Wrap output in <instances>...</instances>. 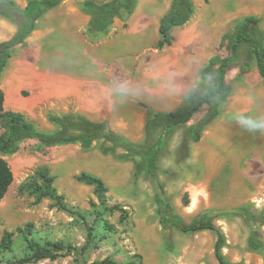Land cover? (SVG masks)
Listing matches in <instances>:
<instances>
[{
    "label": "rangeland",
    "instance_id": "1",
    "mask_svg": "<svg viewBox=\"0 0 264 264\" xmlns=\"http://www.w3.org/2000/svg\"><path fill=\"white\" fill-rule=\"evenodd\" d=\"M15 1L24 8L29 1L42 5L47 0ZM84 1L61 0L41 10L36 28L11 50L1 75L5 107L23 113L37 130L55 132L51 116L81 114L142 143L149 113L174 109L190 93H203L207 81L201 79L200 67L215 54L230 55L228 39L221 47L203 45L206 51L197 66V34L229 33L247 15L259 17L264 29V0H192V17L172 29L170 45L157 48L159 19L171 0H137L129 17L96 33L89 30ZM243 63L249 67L245 73ZM226 78L231 94L197 142L177 127L160 149L127 158L124 150L103 140L50 146L35 138L20 140L15 152L1 154L14 178L0 200V236L31 223L40 242L62 241L77 249L26 264H90L105 257L135 264H220L214 231L182 232L176 226L212 219L223 232L222 252L229 261L264 264V223L258 220L264 217V131L249 130L238 119L264 120V84L249 47L242 49ZM176 91L179 97L173 101L158 95ZM160 136L157 132L153 140ZM40 166L54 176L67 210L49 197L36 203L35 195L21 188ZM81 172L101 177L107 207L119 210H105L93 187L76 179ZM95 208L113 229L104 238H92L82 253L87 226L97 223ZM12 239L6 258L29 253L22 234L15 231Z\"/></svg>",
    "mask_w": 264,
    "mask_h": 264
},
{
    "label": "trees",
    "instance_id": "2",
    "mask_svg": "<svg viewBox=\"0 0 264 264\" xmlns=\"http://www.w3.org/2000/svg\"><path fill=\"white\" fill-rule=\"evenodd\" d=\"M60 1L47 0L42 5L29 1L24 8H21L15 0H0V14L17 26V31L12 38L0 42V78L11 58V50L22 44L25 38L36 28L41 10L53 7ZM137 2V0H108L98 3L95 0H85L83 5L90 15L89 30L95 33L108 31L115 19L129 17L134 12ZM194 10L192 0H171L168 10L159 19L160 39L157 42V48L171 44L173 40L172 29L186 24L192 17ZM260 21V18L255 15H247L235 24L231 32L222 36L219 46L221 47L224 41L228 39L230 41V55L215 54L209 57L207 63L202 67L200 77L207 81L206 90L201 94L190 93L184 102L173 110L151 111L144 123L145 141L142 143L127 140L120 133L110 128L106 122L92 120L81 114L66 113L60 116H51L50 120L58 126V129L55 132L37 130L33 122L23 113L5 107V93L0 86V200L5 196L14 178L11 166L1 154L15 152L17 143L22 139L35 138L47 146L68 142L86 145L103 140L109 142L114 148L124 150V156L127 158H142L148 156L152 151L160 149L162 141L165 142L169 133L177 127H184L187 139L193 142L199 141L204 126L220 115L221 105L231 94V86L227 82L226 75L230 66L241 57L242 49L245 46L250 48L257 71L264 84V29ZM248 69L246 63L240 66L243 73L247 72ZM205 105L207 106L205 113L197 121L189 123L193 114ZM157 132L161 136L157 140H153ZM138 168L139 166L135 164V175L138 174ZM76 179L93 187L99 204L105 210L110 212L119 210L118 206L107 207V186L101 177L92 173L81 172L76 176ZM53 184L54 176L50 174L48 167L40 166L34 170L33 175L27 181L21 184V188L35 195L36 203L49 197L55 200L62 209L67 210L68 207L64 202L63 195L58 193ZM166 206L170 207L169 204ZM93 212L96 213L94 221L97 223L87 226L88 240L81 248L82 253L89 248L92 238L97 236L104 238V235L113 229V225L102 218L97 208ZM258 220L264 223V217H260ZM176 226L182 232L214 231L217 234L215 255L219 263L239 264L231 262L225 257L222 252L223 232L212 219L180 223ZM15 231L22 234L29 253L19 258H6L5 253L12 249V238ZM15 231L4 230L0 236V264H26L43 259L54 260L77 250L71 245H65L62 241L46 240L40 242L33 237V225L31 223L17 226ZM254 244L258 246L257 242ZM90 264H135V261L125 263L116 261L111 257H105L94 260Z\"/></svg>",
    "mask_w": 264,
    "mask_h": 264
},
{
    "label": "crops",
    "instance_id": "3",
    "mask_svg": "<svg viewBox=\"0 0 264 264\" xmlns=\"http://www.w3.org/2000/svg\"><path fill=\"white\" fill-rule=\"evenodd\" d=\"M16 31H17V26L15 23H13L12 21H10L8 19L0 17V42L3 40H7V39L12 38L15 35ZM224 34L225 33L221 32V31L216 32V33H213L210 31V33H206V35L204 33L197 34V66L199 64H201L200 63L201 62V55H202V53H204L206 51L205 46L207 44H213V45L218 44ZM203 45H205V46H203ZM208 59L206 60V63H207ZM205 64H203L200 67V71ZM158 95H160L162 97L168 96V99H171L173 101L175 98L179 97L178 96L179 92H177V91L176 92H169V94L168 93L167 94L159 93ZM138 97L139 98H146V95H143V96L139 95ZM171 110H173V109H171ZM163 111H166V110H163ZM168 111H170V110H168ZM144 123H145V121H144Z\"/></svg>",
    "mask_w": 264,
    "mask_h": 264
},
{
    "label": "clouds",
    "instance_id": "4",
    "mask_svg": "<svg viewBox=\"0 0 264 264\" xmlns=\"http://www.w3.org/2000/svg\"><path fill=\"white\" fill-rule=\"evenodd\" d=\"M238 119L241 124L247 125L249 130L264 131V120L256 121L251 119H245L242 117H238Z\"/></svg>",
    "mask_w": 264,
    "mask_h": 264
},
{
    "label": "bare ground",
    "instance_id": "5",
    "mask_svg": "<svg viewBox=\"0 0 264 264\" xmlns=\"http://www.w3.org/2000/svg\"><path fill=\"white\" fill-rule=\"evenodd\" d=\"M9 95H10V94H8V97H9ZM11 95H12V94H11ZM8 97H7V98H8Z\"/></svg>",
    "mask_w": 264,
    "mask_h": 264
}]
</instances>
